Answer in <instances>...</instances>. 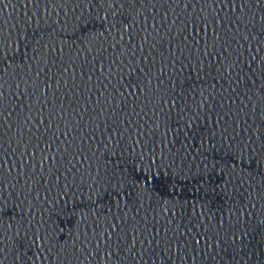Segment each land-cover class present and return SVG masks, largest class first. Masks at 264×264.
Listing matches in <instances>:
<instances>
[{
    "label": "water",
    "instance_id": "1",
    "mask_svg": "<svg viewBox=\"0 0 264 264\" xmlns=\"http://www.w3.org/2000/svg\"><path fill=\"white\" fill-rule=\"evenodd\" d=\"M0 264H264V0H0Z\"/></svg>",
    "mask_w": 264,
    "mask_h": 264
}]
</instances>
